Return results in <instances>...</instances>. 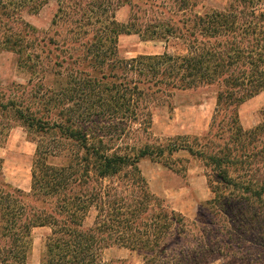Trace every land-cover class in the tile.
Instances as JSON below:
<instances>
[{
	"label": "trees",
	"instance_id": "16d2710c",
	"mask_svg": "<svg viewBox=\"0 0 264 264\" xmlns=\"http://www.w3.org/2000/svg\"><path fill=\"white\" fill-rule=\"evenodd\" d=\"M47 1L0 0V48L16 55L30 81L48 69L55 85L28 104L22 85L0 91V147L15 123L36 144L28 192L2 180L0 158V264H31V230L44 226L50 234L37 264H106L99 253L114 245L139 253L143 264H264V106L251 128L238 116L241 104L264 91V0H230L203 12L194 10L197 0H173L180 25L164 4L141 10L147 0H54L53 24H66L65 35L56 29L45 37L21 13ZM122 3L130 7L125 24L115 20ZM121 34L177 39L186 53L121 58ZM202 88L215 92L205 134L148 137L153 107ZM184 151L224 189L215 195L208 184L207 215L199 212L190 225L149 192L139 167L148 160L179 173L184 167L173 157ZM232 200L247 210L235 225L216 229L227 227L216 217Z\"/></svg>",
	"mask_w": 264,
	"mask_h": 264
},
{
	"label": "rangeland",
	"instance_id": "374dc122",
	"mask_svg": "<svg viewBox=\"0 0 264 264\" xmlns=\"http://www.w3.org/2000/svg\"><path fill=\"white\" fill-rule=\"evenodd\" d=\"M229 1L197 0L194 10L200 12L212 9L220 10ZM163 4L169 8V15L172 13L169 19L180 25L178 21L182 16L179 12L173 14L178 9L173 0H147L145 4L141 3L140 6L145 7L140 9L147 12L150 10V6H163ZM57 8L58 6L54 0H48L35 13L24 11L21 13V18L31 25L40 36H53V31L56 29H58L61 36H64L66 24H53ZM149 13L151 14L152 12ZM139 14L142 16L141 13ZM129 15L130 7L127 4L122 3L115 10V20L119 23H127ZM163 52L171 55H184L186 50L180 40L173 38L166 42L142 40L137 34H121L118 36L117 54L121 58ZM15 85L25 87L22 90L21 97L28 104L35 100L33 96L39 90L43 92H46L45 90H53L55 86L53 84V72H49L46 69L45 72L35 74L30 81L29 72L25 68L18 66L16 55L0 48V91H6L7 89L12 91ZM39 86H41V89ZM263 106L264 91L251 102L242 104L238 109L241 126L248 129L258 124L261 118L260 109ZM214 107V89L202 88L176 92L174 96L152 108V124L148 137L165 142L168 138L178 135L201 136L210 127ZM145 137L146 135L140 134L141 139ZM125 141L122 140L124 144ZM124 144L120 143L119 146L123 148ZM35 147V141L31 139L25 128L17 123L13 124L0 148V157L4 161L3 181L7 180L10 183H15L24 189L28 187ZM173 158H178L175 159L178 161L177 168L183 166V171L177 173L148 160L140 161L139 167L147 182L149 192L162 198L169 208L179 212L190 225L199 212L207 215L204 212V204L213 197V194H210L209 185L215 190V195H217L221 190L223 192V184L213 172L205 168L200 161L189 157L185 151L175 154ZM58 161L60 162L61 160ZM173 162L175 163V161ZM141 163L145 165L142 166L144 170L141 169ZM243 210H247L243 202L232 200V207L225 209L216 217L219 223H223L227 227L218 224L216 229L229 228L228 225L230 227L232 224L235 225V220H237ZM94 215V211H90L85 220V225L92 224ZM206 217L207 219L212 218L211 215ZM187 230L186 240L188 244L192 245L196 230H193L192 225ZM221 233L225 234L226 229H222ZM49 234L50 229L45 226L35 227L31 230V249L27 258L29 263L40 262L45 251L46 238ZM99 259L106 264H143L142 256L139 253L117 245L101 250ZM220 263L221 261L215 260L211 264Z\"/></svg>",
	"mask_w": 264,
	"mask_h": 264
},
{
	"label": "crops",
	"instance_id": "0c3cea01",
	"mask_svg": "<svg viewBox=\"0 0 264 264\" xmlns=\"http://www.w3.org/2000/svg\"><path fill=\"white\" fill-rule=\"evenodd\" d=\"M158 54H161V53H158ZM263 92V91H262ZM261 92V93H262ZM261 93H259L258 95H256V96H254L253 98H251V99H249V100H247V101H245L244 103H243V105L244 104H246L247 102H251L253 99H255V97H258ZM242 105V104H241ZM240 105V106H241ZM207 126H208V124H207ZM207 126H206V128H207ZM1 148V147H0ZM36 148V147H35ZM35 152V151H34ZM33 155H34V153H33ZM1 158V157H0ZM2 159V158H1ZM2 177H3V169H4V161H3V159H2ZM141 165V169L142 170H144L143 168H142V166H145V165H143L142 163L140 164ZM4 179V178H3ZM7 184H9V185H11V186H13V187H16V188H19V189H21V190H23V191H30V188H31V172H30V182H29V184H28V187L26 188V189H24V188H22V187H20L19 185H17V184H13V183H10L9 181H7V180H4ZM210 191V194L212 195V192H211V190H209ZM34 264H37V263H34Z\"/></svg>",
	"mask_w": 264,
	"mask_h": 264
}]
</instances>
